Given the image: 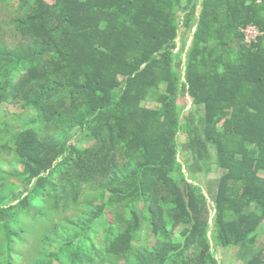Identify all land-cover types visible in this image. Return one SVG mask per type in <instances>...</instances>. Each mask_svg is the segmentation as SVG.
<instances>
[{
  "label": "trees",
  "instance_id": "trees-1",
  "mask_svg": "<svg viewBox=\"0 0 264 264\" xmlns=\"http://www.w3.org/2000/svg\"><path fill=\"white\" fill-rule=\"evenodd\" d=\"M7 1L0 264H264V0Z\"/></svg>",
  "mask_w": 264,
  "mask_h": 264
},
{
  "label": "rangeland",
  "instance_id": "rangeland-1",
  "mask_svg": "<svg viewBox=\"0 0 264 264\" xmlns=\"http://www.w3.org/2000/svg\"><path fill=\"white\" fill-rule=\"evenodd\" d=\"M1 4H7L8 1L7 0H0ZM12 4V9L17 8L19 6V1H15L13 0L11 2ZM15 14L12 13L10 14V10L0 7V23H2L3 25H7L10 23V18H12ZM8 32L6 33V31H2L0 33V43H2L4 41V43L10 45V46H14V39H10L7 38L9 36ZM7 38V39H4ZM178 43L180 44V48H181V40L178 41ZM187 50V49H186ZM148 105H152L155 106L154 103H147ZM189 110V104H188V108L186 109V111ZM15 117H22L23 119L26 117L25 115H23V111H22V106H6V108H4V111L0 112V130L4 127H6V122L8 123V120L11 121L12 124L16 125L17 128H21L22 124L20 125V123L17 122V120L15 119ZM19 125V126H18ZM179 143L180 144H185V137L181 136L179 139ZM188 155V154H187ZM186 153L184 152V150H182L181 152V156L183 158H185ZM6 157V156H4ZM4 157H0V191L2 189L4 190H9L11 189V187L13 185H18V175L17 172L18 170H16L17 165L16 164H11L9 161L11 160L10 158H4ZM183 160V159H182ZM221 175V172H219V170L215 167L213 171L209 172V173H198L197 174V184L200 185L204 192L209 196L208 194V189L211 188L214 192H216L217 190V180L219 178V176ZM25 188L24 187H20L19 190L17 191L18 193H22L24 192ZM210 198V197H209ZM258 246L257 249H260V245L264 244V227H262L259 231H258ZM224 256L226 257V263L225 264H243L244 261L246 260V258H248L249 254H243L242 256L239 255L238 249L236 248H231L229 250H219V254H218V258L222 259L221 257Z\"/></svg>",
  "mask_w": 264,
  "mask_h": 264
},
{
  "label": "built area",
  "instance_id": "built-area-1",
  "mask_svg": "<svg viewBox=\"0 0 264 264\" xmlns=\"http://www.w3.org/2000/svg\"><path fill=\"white\" fill-rule=\"evenodd\" d=\"M242 34L245 38V43L248 45L256 44L257 41L263 37V34L255 27V26H248L241 30Z\"/></svg>",
  "mask_w": 264,
  "mask_h": 264
}]
</instances>
